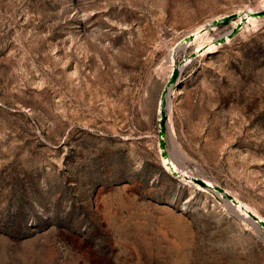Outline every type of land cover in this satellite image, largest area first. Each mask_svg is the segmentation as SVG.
<instances>
[{
    "label": "rangeland",
    "instance_id": "rangeland-1",
    "mask_svg": "<svg viewBox=\"0 0 264 264\" xmlns=\"http://www.w3.org/2000/svg\"><path fill=\"white\" fill-rule=\"evenodd\" d=\"M263 6L0 0V264H264Z\"/></svg>",
    "mask_w": 264,
    "mask_h": 264
},
{
    "label": "water",
    "instance_id": "water-1",
    "mask_svg": "<svg viewBox=\"0 0 264 264\" xmlns=\"http://www.w3.org/2000/svg\"><path fill=\"white\" fill-rule=\"evenodd\" d=\"M240 16L241 17V20L240 22L236 25V26H231V29L225 34V35H222L220 37H218L215 42L216 44H220V43H223V42H226L227 39H230L232 38L240 29L241 27L243 26V23H246L247 21V18H246V15L244 13H232V14H228V15H224V16H221L219 18H216L215 20H213L210 24L211 25H226L228 23H231V21L235 18H237V16ZM247 15L250 16V17H263L264 16V10H258V11H248L247 12ZM208 24L207 26L203 27L202 29H206L209 27ZM263 25H264V22H263ZM186 39L188 40H192L193 39V35L190 34L186 37ZM201 49L197 50V51H193L189 54V59H192L194 58L195 56H197V54L199 53ZM185 60H182L180 65L184 63ZM178 72H179V68L177 67H174L173 68V71H172V74L170 75V78H169V82L168 83H174L177 76H178ZM167 119H168V116L165 112L164 109H161V112H160V119H159V136H160V139H161V143H163V137L165 136L166 134V131H167ZM194 182L200 184L201 186L205 187V188H208V190L210 191H217V192H222L219 188L217 187H213V186H210V185H207L205 182H203V180L201 179H198V178H195L193 179ZM223 195L231 202V204L234 206L235 204V200L233 198L232 195H230L229 193L223 191ZM247 214L249 215L250 219L258 224L259 226H261L263 229H264V220L258 218L255 214H253L252 212L248 211Z\"/></svg>",
    "mask_w": 264,
    "mask_h": 264
},
{
    "label": "bare ground",
    "instance_id": "bare-ground-1",
    "mask_svg": "<svg viewBox=\"0 0 264 264\" xmlns=\"http://www.w3.org/2000/svg\"><path fill=\"white\" fill-rule=\"evenodd\" d=\"M264 7V6H263ZM263 10H264V8H262ZM244 14L246 15V18H247V21H246V23H243V25H247V24H251V25H253V23L255 22V21H257L258 20V18L257 17H250V16H248L247 15V12H244ZM260 20L262 19V20H264V16L263 17H261V18H259ZM236 22H234L233 24H232V26H236L239 22H240V20H241V17L238 15L237 16V18H236ZM234 21V20H233ZM233 21H231V23L233 22ZM248 26V25H247ZM204 33H206V31L204 30V29H202V28H200V29H198L194 34H193V40L195 41L196 39H198V38H200L201 39V37H202V35L204 34ZM208 33V32H207ZM198 41H200V40H198ZM197 42V41H196ZM195 42V43H196ZM206 46L205 47H203V45H202V43H201V45L199 44V46L197 47V49H196V51L197 50H199L200 48H202L203 47V53L205 52V51H207V50H210V49H212V47H214L215 48V45L213 44V43H210V42H208V43H206L205 44ZM213 48V49H214ZM202 53V54H203ZM186 63H188V62H186ZM168 121H170V118H168L167 119V123H169ZM171 122V121H170ZM170 125V124H169ZM179 150V149H178ZM165 157V156H164ZM168 158H165L164 160H163V162H164V164H166L170 169H172V170H174V171H177V169H179V166L177 167L176 166V164H174V162H170V160H167ZM181 170V174H182V176H184L183 177V179L185 180V179H187V181H191V182H193V183H195L196 184V186H197V188H201V189H203V188H205V187H203V186H201L200 184H198V183H196V182H194L193 181V179H195L194 177H192V176H190L189 175V173L185 170V169H180ZM179 172V171H178ZM203 180V182H205L207 185H210V186H213L214 187V185H213V183L212 182H210L209 180H206V179H202ZM187 181H186V183H187ZM206 189H208V188H206ZM203 190H205V189H203ZM208 192V191H207ZM222 195V194H221ZM234 198V200H235V204H234V207L237 209V211H239L244 217H246L247 219H249L250 217H249V215L247 214V212L248 211H250V212H252L253 214H255L258 218H260L259 216H258V214L253 210V209H251L250 207H248L247 205H245V204H243L240 200H238L237 198H235V197H233ZM261 219V218H260ZM263 220V219H262ZM252 221V220H251Z\"/></svg>",
    "mask_w": 264,
    "mask_h": 264
}]
</instances>
